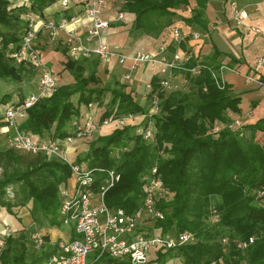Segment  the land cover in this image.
Masks as SVG:
<instances>
[{"label":"trees","instance_id":"1","mask_svg":"<svg viewBox=\"0 0 264 264\" xmlns=\"http://www.w3.org/2000/svg\"><path fill=\"white\" fill-rule=\"evenodd\" d=\"M57 1L31 0V9L44 16L46 8ZM208 2L195 0L196 7L189 17L180 15L178 9L191 6L192 0H123L121 9L135 14L134 22L128 26L131 35L152 36L164 43L168 41L169 28L176 17L206 31ZM28 11L24 5L12 7L10 0H0V39L3 43L0 80L21 79V65L8 56L7 50L11 44L16 49L20 47ZM182 47L186 48V44ZM168 48L175 50L172 44ZM225 56L235 61L229 53L215 51L208 58L194 53L174 72V77L188 82L190 88L187 90L164 91L160 78L154 76L147 106L139 103L124 84L101 85L99 57L68 56L60 73L72 77L74 86L59 84L52 96L28 109L20 122V129L36 141H62L77 134L73 121L80 122L81 104L96 103L104 108L96 121L100 125L110 117L148 113L153 105V92H157L159 113L153 117L156 126L153 140L146 141L134 132L137 125L130 123L99 136L76 158L78 163L96 171L95 190L107 178V174L98 173L97 168L113 170L120 175L106 192L105 203L112 209L123 208L129 214L143 204L145 183L153 177L161 178L164 192L155 196V201L165 217L157 220L153 229L161 233L189 231L197 239L153 254L155 259L151 258V263L164 264L169 258H180L184 264H209L223 258L240 264H264V195L261 194L264 192V140L256 137L258 131H264V118L242 129L228 127L237 119L233 115L241 113L242 98L232 93L227 84L219 87L213 76V72L220 69L219 58ZM196 68L200 70L197 74L193 72ZM14 94L15 91L0 94V106L20 104L26 98L19 92V99L13 100ZM108 95L110 100L105 103ZM145 122L146 119L137 124ZM216 123L223 125L219 131H214ZM4 125L0 116V133ZM9 148L2 151L5 154L0 151V156L7 154L11 159L16 156L26 159L29 155L31 160L16 175L0 176V208L20 219L19 207L31 204L29 217L34 221V215L40 212L49 218L51 226L61 225L58 221L62 203L60 190L71 181L70 167L45 155ZM9 189H13V197ZM211 207L219 214L216 223L209 220ZM34 231L31 226L14 230L0 250V264H41L56 252L53 242L58 240H51L49 234L44 236L43 246L37 248L32 238ZM252 236L256 240L246 251L237 249L238 240ZM223 239H227V243H223Z\"/></svg>","mask_w":264,"mask_h":264},{"label":"built area","instance_id":"2","mask_svg":"<svg viewBox=\"0 0 264 264\" xmlns=\"http://www.w3.org/2000/svg\"><path fill=\"white\" fill-rule=\"evenodd\" d=\"M63 7L62 13L56 17L43 19L32 11L31 0H22L29 11L26 15L27 26L20 43L16 49L15 45L9 46L8 56L20 61H29L42 67L37 87L33 94L26 97L20 104L7 103L0 106V116L5 122L1 128V133H5L11 148L31 155H45L54 157L62 163L68 165L71 170L74 182L60 190L62 203L59 208L58 221L70 228V233L66 240L59 239L53 242L56 245V252L41 264H119L117 260L127 264H153L150 262L152 253L165 252L177 248L183 244L196 241L194 233L186 231L181 233L157 232L154 223L164 219L165 213L156 206L155 196L164 192L163 182L159 177L149 179L143 186L146 193L143 204L134 212L127 213L123 208L112 209L105 203V194L115 182L120 179V175L113 170L97 168L98 173H106L107 178L98 190L93 189L96 181V171L86 164H80L76 158L71 156L69 150L79 140L96 133L104 126L113 125L115 128H123L137 120L143 123L138 133L146 141H151L155 137L156 126L153 120L154 115L159 113V97L157 92H153L152 109L148 113L133 114L110 117L102 124L95 121L85 123H75L77 134L69 136L62 141H36L31 135L20 129V122L23 120L28 109L35 106L39 101L54 94L58 87L56 72L43 63L40 53L35 49V43L39 38V33L45 31L53 42H62L69 53L75 57L100 59L118 58L120 64L130 61L131 70H136L141 65H148L154 76L160 78V86L164 91H173L172 79L174 72L182 68L183 64L192 58L194 49L191 44L182 47V44L203 41L206 34L196 30H185L179 25H172L169 28L168 41L159 45L156 53H149L142 49L136 50L129 55L117 53L105 41L104 34L111 27L113 21L125 19V12L121 5L114 9L113 17H106L108 0H84L80 6V15L66 16L65 10L70 6V0H60ZM259 10V4L255 5ZM232 18L240 22L248 18V11L240 9L235 5L231 7ZM85 29L81 31L80 26ZM257 30V29H256ZM258 31V30H257ZM172 44L175 50L170 51ZM3 46L0 39V47ZM256 66H264V56L256 60ZM225 66H221L219 71L213 72V76L223 88L226 82L223 80L222 72ZM199 68L193 70L199 73ZM130 73L124 79L130 78ZM247 83L259 80L247 76ZM147 96L153 91L151 81L147 83ZM245 122L242 118L233 120L228 127L230 129H242ZM221 126H216L214 131H219ZM156 169L153 170V173ZM10 196L13 192L8 190ZM264 195V192H261ZM209 220L216 223L219 214L215 207H211ZM33 221L31 227L35 229L32 238L37 248H41L45 243L44 234L35 227ZM14 230L6 226L0 235V250L5 246L6 239ZM254 236L236 242L237 249L246 251L255 242ZM227 243V239H223ZM91 253L94 257L88 262ZM184 264V263H182ZM209 264H240L239 262L224 260L220 258Z\"/></svg>","mask_w":264,"mask_h":264},{"label":"crops","instance_id":"3","mask_svg":"<svg viewBox=\"0 0 264 264\" xmlns=\"http://www.w3.org/2000/svg\"><path fill=\"white\" fill-rule=\"evenodd\" d=\"M12 7L22 5V0H10ZM84 0H70V6L64 12L66 16L80 15L82 16L81 2ZM106 17L112 18L115 6L118 8L122 0H111ZM185 10L178 9L183 17L192 15L193 8L196 7L195 0ZM259 4V10L255 9V5ZM235 5L240 9L248 11V18L240 22H236L231 15V7ZM60 0L46 8L45 15L41 18H51L60 15L63 11ZM205 19L208 28L206 31L199 30L197 26L192 27L181 19V25L185 30H196L206 34L205 41L186 43L191 44L195 54H201L203 58H208L215 51L229 53L235 57L233 62L230 56L219 58L221 66L226 68L222 72L223 80L230 87L232 93L242 98L240 115H233L235 118H242L246 124L255 123L264 118V66H256V60L264 56V0H209L205 8ZM135 20V14L125 12V19L121 21H113L111 27L104 34L105 41L111 45L112 49L119 54L129 55L136 50L142 49L149 53H156L159 45L162 43L158 38L142 35L133 36L129 33L128 26ZM86 24L80 30L85 29ZM258 31H257V30ZM35 49L40 53L43 63L51 67L55 72H61L64 68V62L71 55L67 47L62 42H53L48 33L41 31L39 38L35 43ZM77 58V57H75ZM131 62L127 61L120 64L117 57L109 60L99 58L98 73L107 81L119 80L126 86V90L131 92L135 99L144 106L148 105L147 83L154 77L151 68L148 65H141L136 70H131ZM220 66V67H221ZM21 67V71L24 70ZM131 74L129 79H124L126 74ZM39 74V71H38ZM65 76L62 72L59 76ZM247 76L254 77L259 82L254 81L247 83ZM40 77V75H39ZM38 75L32 85V92L36 90ZM16 96L13 100H18L19 92L23 93V87L15 89ZM12 92V91H11ZM24 94V93H23ZM25 97H27L24 94ZM141 120L135 122L136 129H140L137 124ZM115 129L114 124L102 127L98 132L100 136L108 135ZM257 139L264 140V131H258ZM89 148L84 142L78 141L69 150L71 156L77 158L80 153L85 152ZM4 210V209H3ZM2 208H0V235L4 232L5 227L15 228L10 224V218L3 217ZM5 218V220L3 219ZM31 225V224H30ZM42 231V230H41ZM47 235L48 233H43ZM59 240V239H57Z\"/></svg>","mask_w":264,"mask_h":264},{"label":"rangeland","instance_id":"4","mask_svg":"<svg viewBox=\"0 0 264 264\" xmlns=\"http://www.w3.org/2000/svg\"><path fill=\"white\" fill-rule=\"evenodd\" d=\"M112 1L108 0V6L109 4H111ZM114 8H117L116 6ZM188 7L185 8H180L181 10H185ZM181 19L179 17H176L174 20V23L172 25H181ZM171 27V26H170ZM207 34V33H206ZM205 41V40H203ZM111 46V45H110ZM17 64L21 65V67H23L22 69L24 70L23 72L21 71V79H14V80H0V94L2 95L5 91H9V92H14L15 89H17L18 87H23V93L29 97L31 94L34 93V91L32 92V85L35 81L36 76L41 74L42 71V67L37 65V64H33L29 61H20L17 60L16 61ZM39 71V74H38ZM61 73L60 72H56L57 75V79H58V86L59 84H70L71 87L74 86V80L72 77H70L69 75L65 74V76L62 74V76H59ZM101 80H102V86L104 85H109V83L111 85L114 86L115 83H120L122 84L119 80L114 79V81H107L105 79H103L101 77L100 72L98 73ZM173 86L175 87L176 90H181V89H185L187 90L188 88H190V86L188 85V82L186 80H184V78L182 77H174L172 79ZM92 86H95L92 84ZM58 88V87H57ZM147 89V88H146ZM148 91V90H146ZM16 96H13V99ZM110 100V96L108 95L107 97H105V103H108ZM148 103V102H147ZM149 104V103H148ZM104 108L102 106H98L96 103L87 106L85 104H81V114L79 117V121L82 123H85L89 120L91 121H97L101 115V111ZM74 122H78L77 120H74ZM79 123V122H78ZM74 125V124H72ZM223 126L221 123H216L215 126L213 127L214 129L216 128V126ZM139 127H141V125H139ZM140 130V129H139ZM134 132H138V129H136V126H134ZM100 135L98 134V132L91 134L90 136L81 139L80 141L84 142V144L87 146L88 144H90L92 141H95ZM7 136L5 133H0V151L1 154H5L2 151H5L9 148V142L7 140ZM16 153V152H15ZM18 154V153H16ZM15 154V156H16ZM10 155V154H9ZM20 155V154H19ZM8 155H1L0 157V176H3L5 173L6 175H16L17 173H19L20 171H22L23 169H25L27 167V163L29 160H31V158H29V155H26V159L24 158H20L18 156L13 157V159L8 158ZM14 156V155H13ZM48 159H55L54 157H50V156H46ZM71 181L74 182L73 178H71ZM10 191H13V189H9ZM13 197V196H10ZM30 207L31 204H28V206L26 207H19V215L18 217L20 219L15 218L13 215H11L10 213H8L4 208H2V212H3V217L5 218H10L11 217V221L10 224L12 226H14L15 228L21 227V226H30V224L32 223V221H34L31 217H29L30 214ZM4 209V210H3ZM35 217V227L39 230H42V232L44 233H48L50 236L51 240H57L59 238H61L62 240H66L68 238V234L71 232L70 228L67 226H64L63 224L61 225H55V226H51V223L49 222V218L45 217L42 213L38 212L36 213V215H34ZM5 218H3L5 220ZM33 228V227H31ZM95 253H91L88 257V262L91 261V259L94 257ZM153 253H152V258L155 259L153 257ZM119 264H127L126 262H121L119 260H117ZM183 262L181 261L180 258H169L166 260V262H164V264H182ZM153 264H162V263H158L155 262Z\"/></svg>","mask_w":264,"mask_h":264}]
</instances>
